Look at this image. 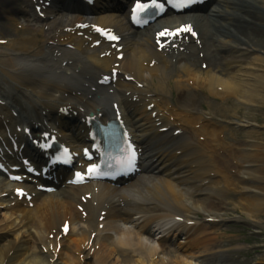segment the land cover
Returning a JSON list of instances; mask_svg holds the SVG:
<instances>
[{
    "label": "bare ground",
    "instance_id": "bare-ground-1",
    "mask_svg": "<svg viewBox=\"0 0 264 264\" xmlns=\"http://www.w3.org/2000/svg\"><path fill=\"white\" fill-rule=\"evenodd\" d=\"M252 1L239 0L235 5L238 11L227 10L224 15L232 19L235 31L254 42L260 33L258 25L254 22H264V14L257 12L254 2L263 7L264 0ZM232 2L234 0L225 1L226 4ZM60 12L57 7H51L47 12L49 15L47 18L51 20L50 25L58 28V34L52 35L42 29L34 31L29 26L18 29L16 26L14 35L10 36L4 47L0 46V70L14 85L17 92L14 96L22 95L28 100L38 101L43 109L59 104L71 105L68 102L69 95L74 91L88 89L87 82L90 83L91 78L93 87L100 91L101 96L90 100L88 110L106 109L112 112L111 102L115 101L127 121L140 130L141 138L145 139L150 135L151 141L161 136L162 139L168 138L176 145L171 148L161 146L154 149L157 150V161L163 166L160 173L153 180L146 183L138 181L129 189L134 203L112 208L108 218L120 216L126 226H115V223L108 222L109 219L106 218L104 220L106 226L102 230L98 229L93 239V247L100 243L96 255H92L91 250L83 246L84 241H91L89 228L93 227V224L88 220L84 221L75 209L77 203H82L78 200V191L68 190L36 201L32 209L22 208L18 201L15 203L17 208H5L6 215L0 217V263L165 264L162 259L165 254L169 259L168 264H194L192 257L207 252L213 245L215 237L206 225L198 224L191 215L198 216L202 208L203 213H207L206 216H218L219 205L212 201V197H195L190 190L196 189V192L207 188L213 190V185L218 182L223 190L222 195L225 196L236 182L242 189L241 200L248 203L247 213L252 216H258L262 212L260 203L263 200L259 193L264 192L263 181L259 176V173L264 171L262 169L264 144L261 142L262 138L256 135V127L247 114H243L246 118L244 135L248 140L239 144L238 151H232L225 145L233 137L227 134L226 128L218 124L214 118L215 115L221 114L226 119H233L232 114L209 101L203 106L205 109L210 107L213 117L203 115L195 108V92L205 89L213 99L222 103L229 102L233 97H238L243 103L264 99L262 64L264 56L254 49L243 54L231 38H220L219 47L225 54L217 62L218 65L212 63L203 70L197 66L198 60L194 58L195 56L178 57L185 55V51L181 53L178 50L177 53L180 55H177L172 49V57L178 58L173 62V59L169 58L170 54L166 56L164 53L153 51L156 49L155 41L147 34L127 35L126 32L129 30L127 18L125 19L122 14L107 12L97 7L93 14L90 13L93 21L114 26L125 34L126 59L121 63V69L132 75L137 83L145 82L142 88H138L133 83L128 84L119 79L117 87L111 92L113 86H101L98 79L102 73L114 67L116 52L103 44L92 48L88 39L77 35L81 29L75 26V18L64 19L60 17ZM208 18L210 16L204 17L201 23L205 24ZM66 27H71V30L66 31ZM218 29L221 36L226 33L223 28ZM84 32L89 37L92 36L89 30ZM202 45L207 46L203 40ZM206 48L207 53L211 54L213 50L208 46ZM45 49L52 53L57 51L59 55H56V58L53 56L43 58ZM108 51L110 52L108 55L102 56ZM151 58H156L157 63L152 67H145L144 62L150 59L147 60L150 63ZM33 65L41 67L39 74L28 69ZM88 70L95 73L89 75ZM145 71L150 73V80L145 79ZM171 80L179 86L177 96L173 95ZM0 94L5 99L13 100L14 96L11 98L4 88H0ZM76 100L84 98L80 96ZM105 100L109 101L107 108L103 106ZM149 106H152L151 110ZM2 109L10 112L7 105ZM236 116L241 117L240 112ZM231 121L228 120V123ZM163 127L169 128L166 133L160 132ZM172 128L173 131L169 132ZM177 129L181 130V133L175 135L174 131ZM200 136H204L203 141L200 140ZM177 150H180V154L175 153ZM231 156L235 159L238 157L248 166L234 165L238 171L236 175L233 174L228 170ZM251 165L258 168L253 169ZM107 188L108 190L102 187L100 193L109 199L114 190ZM10 199L11 196L0 197V202ZM104 205L103 209H106L107 203ZM85 206L89 207L87 204ZM161 207L165 211L179 213L186 218L182 227L173 225L177 230L185 229L181 233L184 238L180 237L181 242L177 245L182 252L177 254L178 257L166 249L171 230L163 231L161 227L158 234L162 238L153 246L147 241L151 238L155 242L151 225L155 223L159 226L160 220L165 218L164 215L148 214V211ZM33 211L36 212L35 216L31 215ZM56 211H61L62 215H53ZM134 215L142 219L140 223L133 220ZM68 216L81 224L66 237L58 239L55 234L51 240L48 236L51 233V226L57 225ZM108 231H114L121 245L133 247L134 250L120 247L115 241L116 236L114 238L106 234ZM164 232H167L166 236ZM174 235L177 237L178 233ZM59 245L61 246L59 253L51 251V248ZM100 251L105 255L99 257ZM154 256H157V259L154 260Z\"/></svg>",
    "mask_w": 264,
    "mask_h": 264
},
{
    "label": "rangeland",
    "instance_id": "rangeland-1",
    "mask_svg": "<svg viewBox=\"0 0 264 264\" xmlns=\"http://www.w3.org/2000/svg\"><path fill=\"white\" fill-rule=\"evenodd\" d=\"M261 9V12L264 14V7ZM228 24H232V22L225 23L224 26V23L220 21V25L224 26L223 28L233 30V24L230 26ZM262 29H264V27H262ZM239 35L242 34L240 33ZM262 35H264V30ZM239 37L240 36L237 37L238 40ZM261 43H263L262 45L264 46V39L261 40ZM254 101H256L255 104L245 105L249 108L239 106L241 109L240 110L235 106L234 107L235 109L242 111L244 114L249 115L250 118L256 116L260 118L259 123L255 122V120L252 121L255 124H260V128L257 134L261 138H264V102L261 99ZM258 105H261V107H258ZM235 129L237 132L243 134L241 129ZM239 192L240 194L234 193L235 196L233 198H230L232 200H228V206L225 209V216L230 221L237 222V224H226L223 226L216 225V229H218V231H223V233H221V235L217 237V240L214 244L215 248L210 251L212 252V254H209V261L205 260L203 261V264H205L207 261L208 262L206 264H264V250L261 249V246L257 244L262 239L256 233L260 224H254V218L249 217L247 213L243 212V209H246L247 207L245 205L243 206L242 203L244 202L240 200L242 192L241 190H239ZM262 209L264 210V197L263 201H261L260 203V211ZM260 216L264 218V212H261ZM263 243L264 241L260 244ZM194 264H199V262L194 261Z\"/></svg>",
    "mask_w": 264,
    "mask_h": 264
},
{
    "label": "snow or ice",
    "instance_id": "snow-or-ice-1",
    "mask_svg": "<svg viewBox=\"0 0 264 264\" xmlns=\"http://www.w3.org/2000/svg\"><path fill=\"white\" fill-rule=\"evenodd\" d=\"M170 2H171V0H170ZM191 2H193V0H187V3H191ZM152 6H154V7H162V5H160V4H156V3H155V0H153V4H152V5L138 4V5H137V8L140 9V10L142 11V10H144L145 8H147V7H152ZM174 6H175V7H178V8H182V7L187 6V4L181 2V3H177V4H175ZM183 30H184V31H190L191 29H190V28H184ZM110 38H111V39H116V37H114V36H111ZM134 158H135V154L133 153V155H132V159L129 161V164H131V163L134 161ZM95 170H96V169H95V166H94V167L91 168L89 171H90V172H94ZM78 175H79V174H78Z\"/></svg>",
    "mask_w": 264,
    "mask_h": 264
}]
</instances>
